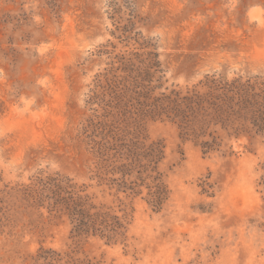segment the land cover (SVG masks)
Instances as JSON below:
<instances>
[{
  "label": "rangeland",
  "instance_id": "374dc122",
  "mask_svg": "<svg viewBox=\"0 0 264 264\" xmlns=\"http://www.w3.org/2000/svg\"><path fill=\"white\" fill-rule=\"evenodd\" d=\"M150 49L156 92L212 74L264 81V0H0V264H264V135L203 153L141 114L112 83ZM153 142L157 163L141 147ZM59 176L124 235L77 233L53 207Z\"/></svg>",
  "mask_w": 264,
  "mask_h": 264
},
{
  "label": "trees",
  "instance_id": "16d2710c",
  "mask_svg": "<svg viewBox=\"0 0 264 264\" xmlns=\"http://www.w3.org/2000/svg\"><path fill=\"white\" fill-rule=\"evenodd\" d=\"M143 58V67L129 69L128 85L119 87L117 82L112 83L114 93L129 96V100L137 102L141 114L175 123L180 136L192 140L203 153L224 150L228 137L239 138L253 133L264 135L263 80L212 74L191 87L176 86L156 92L164 77L159 53L150 49ZM129 61V65L133 64L131 59ZM137 131L139 136L143 133L140 125ZM141 147L145 148L151 163L164 157L161 142ZM54 182L53 207L70 217L77 233L99 234L109 241H118L124 235L126 224L123 218L96 205L90 194L84 193L85 190L72 179L59 176ZM167 196V186L157 177L150 187L149 202L160 209Z\"/></svg>",
  "mask_w": 264,
  "mask_h": 264
}]
</instances>
